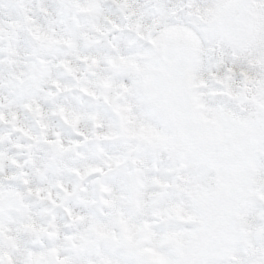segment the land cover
I'll return each mask as SVG.
<instances>
[{"label": "snow or ice", "instance_id": "1", "mask_svg": "<svg viewBox=\"0 0 264 264\" xmlns=\"http://www.w3.org/2000/svg\"><path fill=\"white\" fill-rule=\"evenodd\" d=\"M0 264H264V0H0Z\"/></svg>", "mask_w": 264, "mask_h": 264}]
</instances>
